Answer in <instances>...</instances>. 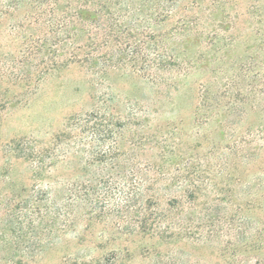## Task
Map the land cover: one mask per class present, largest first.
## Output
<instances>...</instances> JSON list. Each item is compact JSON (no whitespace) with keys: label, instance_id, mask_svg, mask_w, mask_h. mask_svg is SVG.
Returning a JSON list of instances; mask_svg holds the SVG:
<instances>
[{"label":"rangeland","instance_id":"obj_1","mask_svg":"<svg viewBox=\"0 0 264 264\" xmlns=\"http://www.w3.org/2000/svg\"><path fill=\"white\" fill-rule=\"evenodd\" d=\"M191 1L220 58L200 42L207 67L157 99L129 69L103 79L72 66L36 90L2 84L13 97L0 109V230L13 212L21 245L52 242L26 264H264V0ZM2 29L0 51L16 52ZM200 81L247 102L194 115ZM31 201L42 213L70 207L32 229L20 216L34 217ZM147 206L168 216L159 225L171 237H142Z\"/></svg>","mask_w":264,"mask_h":264},{"label":"trees","instance_id":"obj_2","mask_svg":"<svg viewBox=\"0 0 264 264\" xmlns=\"http://www.w3.org/2000/svg\"><path fill=\"white\" fill-rule=\"evenodd\" d=\"M196 5L191 0H0V25L5 26L2 30L8 37V46L16 49L0 51V109L12 104L13 97L10 87L2 84L18 83L27 90L34 80L32 88L36 90V82L45 74L60 73L72 66L101 73L103 79L111 70L129 69L124 76L142 78L155 99L176 90L179 80L207 67L209 52L202 43L214 46L215 56L220 58V45L215 48V42L220 40L218 33L203 35L201 18L190 15ZM197 39L198 44L194 42ZM244 98L237 95L231 104L225 103L219 95L212 96L207 81H200L192 111L208 119L219 110L241 109L247 102ZM101 103L104 113L111 109ZM40 206L37 201L23 206L35 214L20 215L27 218L32 229L41 227L45 217L52 226L61 212L67 217L70 204L42 207L45 213L40 212ZM136 214L143 238L171 237L159 225L168 216L163 219L149 206ZM13 217L12 212L3 218L0 264H26L25 256H34L52 244L21 245L23 227L13 229ZM8 232L13 238L7 240ZM69 264L90 263L73 260Z\"/></svg>","mask_w":264,"mask_h":264}]
</instances>
